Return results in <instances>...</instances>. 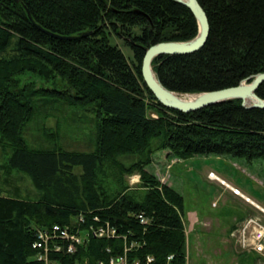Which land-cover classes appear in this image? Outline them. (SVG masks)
<instances>
[{"label":"trees","instance_id":"obj_1","mask_svg":"<svg viewBox=\"0 0 264 264\" xmlns=\"http://www.w3.org/2000/svg\"><path fill=\"white\" fill-rule=\"evenodd\" d=\"M198 1L208 14V40L197 52L155 58L162 83L201 93L263 73L264 0ZM198 33L197 18L176 0H0L4 168L28 173L40 191L23 197L6 178L12 188L0 193V264H44L33 247L41 228L76 224L88 230L106 223L119 237L91 235L74 255L52 252L51 258L96 264L124 254L127 245L129 264H187L184 197L146 169L154 153L264 158V108L233 99L182 112L160 102L145 83L147 47ZM113 34L131 45L132 58L111 43ZM257 94L264 99V83ZM88 105L95 112L90 151L67 148L60 139L49 147L28 143L25 131L37 117L60 119L65 106ZM129 153L141 155L126 165L119 157ZM106 163L117 190L103 181ZM133 174L146 189L142 200L127 193L124 179Z\"/></svg>","mask_w":264,"mask_h":264},{"label":"rangeland","instance_id":"obj_2","mask_svg":"<svg viewBox=\"0 0 264 264\" xmlns=\"http://www.w3.org/2000/svg\"><path fill=\"white\" fill-rule=\"evenodd\" d=\"M110 39L112 44L120 47L128 59L133 57V49L125 39L114 34ZM55 104L59 106L60 102ZM91 107L88 105L86 109H82L65 106L60 119L37 117L25 131L28 143L32 147H49L53 141L60 139L67 148L90 151L93 148L95 126V112ZM8 150L0 147V193L9 194L11 191L12 187L6 180L8 178L14 186H18L23 197L35 198L40 191L28 173L8 171L4 168L9 156ZM169 152H155L153 162L146 169L184 197L187 264H264L259 256L242 250L238 245L237 236L233 235L239 223L249 217L242 219L243 213L248 208H255L231 188L209 177L210 172L216 173L264 205V158L249 160L232 154L212 153L184 159ZM140 155L123 154L119 159L130 165ZM104 167L108 175L103 181L108 184L110 190L119 189L112 178L111 164L106 163ZM81 170V166L76 168V172ZM100 176L104 177L102 174ZM124 181L130 186L128 194L139 200L145 197L146 189L140 185L139 174L127 175ZM260 214L262 213L257 210L256 216ZM206 217L213 220V224L204 223ZM237 220L241 221L236 224Z\"/></svg>","mask_w":264,"mask_h":264},{"label":"water","instance_id":"obj_3","mask_svg":"<svg viewBox=\"0 0 264 264\" xmlns=\"http://www.w3.org/2000/svg\"><path fill=\"white\" fill-rule=\"evenodd\" d=\"M176 1L186 5L195 15L199 33L190 40L163 41L147 47L142 63V75L145 83L158 100L167 107L182 112L200 110L233 99H242L243 104L247 107L264 108V99L257 94L258 88L264 83V72L249 77L236 86L201 93L177 92L162 83L154 71V59L166 54L184 55L197 52L204 47L210 34L208 14L198 0ZM190 96L193 97L189 98Z\"/></svg>","mask_w":264,"mask_h":264},{"label":"built area","instance_id":"obj_4","mask_svg":"<svg viewBox=\"0 0 264 264\" xmlns=\"http://www.w3.org/2000/svg\"><path fill=\"white\" fill-rule=\"evenodd\" d=\"M209 177L222 181L214 172H210ZM140 217L143 222L146 221L142 215ZM77 221L82 222L83 218L81 217ZM91 235L99 238L119 237L117 228L110 223L100 226L91 225L88 230H82L80 225L76 224L74 227L54 224L51 227L41 228L37 231L33 244L34 249H36L35 257L44 264H64L51 258V253L74 255ZM233 235L237 236L238 245L242 250L254 253L264 261V220L260 216L247 217L239 223ZM128 249L129 247L126 245L124 254L101 259L96 264H129L127 258ZM172 258V255L169 256V259ZM153 260L152 256H148L147 263ZM69 264L86 263L76 262Z\"/></svg>","mask_w":264,"mask_h":264},{"label":"crops","instance_id":"obj_5","mask_svg":"<svg viewBox=\"0 0 264 264\" xmlns=\"http://www.w3.org/2000/svg\"><path fill=\"white\" fill-rule=\"evenodd\" d=\"M220 177V176H219ZM220 179L222 181H220L221 183L225 184L227 187L231 188L235 194L245 198V200L252 205V207H254L255 209H247V211L245 213H243V216L241 217L242 219H244L247 216H256L257 210L260 211L262 214L258 215L260 216L263 220H264V205L260 204L258 201L254 200L251 196L247 195L246 193H244L241 189H239L238 187L232 185L231 183H229L228 181H226L225 179H223L222 177H220ZM237 191V192H235ZM192 214H195L194 212H192ZM191 214V215H192ZM190 218V217H189ZM197 219V218H196ZM241 219V220H242ZM241 220H237L236 224H238ZM204 223L206 224H213V220H210L209 218L206 217V219L204 220ZM236 224L234 226H236Z\"/></svg>","mask_w":264,"mask_h":264},{"label":"bare ground","instance_id":"obj_6","mask_svg":"<svg viewBox=\"0 0 264 264\" xmlns=\"http://www.w3.org/2000/svg\"><path fill=\"white\" fill-rule=\"evenodd\" d=\"M193 96H190L189 98H192Z\"/></svg>","mask_w":264,"mask_h":264}]
</instances>
